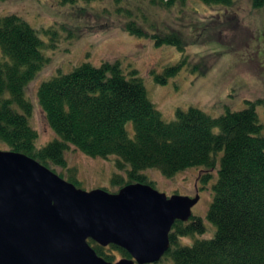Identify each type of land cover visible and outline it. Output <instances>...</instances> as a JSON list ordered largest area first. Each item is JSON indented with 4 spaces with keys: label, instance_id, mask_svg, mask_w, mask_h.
<instances>
[{
    "label": "trees",
    "instance_id": "obj_1",
    "mask_svg": "<svg viewBox=\"0 0 264 264\" xmlns=\"http://www.w3.org/2000/svg\"><path fill=\"white\" fill-rule=\"evenodd\" d=\"M58 1L74 5L79 0ZM186 1L169 0L167 5ZM198 1L224 7L234 3ZM253 8L264 9V0H253ZM128 18L124 30L131 36L184 53V42L176 33L149 34L131 15ZM66 29L44 30V41L20 16L0 14V144L53 172V167L67 169L65 154L70 147L93 159L114 157L116 170L126 175V180L117 173L112 176L111 184L118 190L130 183L152 186L142 174L148 169L171 178L199 168L201 185L215 179L206 215L213 234L190 246L181 245V238L205 235L208 229L200 217L176 221L169 234L170 247L161 260L172 264H264V126L256 112V106L264 102L247 101L245 109H228L218 117L197 108L177 110L175 119L166 122L149 99L137 70L124 68L120 61H104L99 66L85 62L39 85L36 100L56 137L38 148V134L30 125L33 104L27 87L50 63L45 52L58 47L60 34L66 32L67 40L76 37ZM186 67L184 57L151 76L157 84L166 85ZM190 70L197 73L196 66ZM57 175L76 187L79 184L73 175L66 179ZM88 243L107 262H115L116 253L130 259L114 245L104 248L91 240Z\"/></svg>",
    "mask_w": 264,
    "mask_h": 264
},
{
    "label": "rangeland",
    "instance_id": "obj_2",
    "mask_svg": "<svg viewBox=\"0 0 264 264\" xmlns=\"http://www.w3.org/2000/svg\"><path fill=\"white\" fill-rule=\"evenodd\" d=\"M169 0H79L63 5L58 0H0V14H15L27 21L47 41L44 30L64 26L76 36L66 39L62 32L55 50L46 51L50 63L28 85L27 95L33 104L31 127L37 132L36 147L41 148L56 136L36 100L39 85L60 73H68L82 63L99 66L104 61H120L124 68L137 70L148 97L162 114L164 121L175 119L177 110L197 108L218 117L226 110L241 111L246 102H264V9H254L253 0H234L229 7L208 6L198 0L167 5ZM120 10V11H119ZM128 15L149 34L176 33L185 45L184 53L172 46L156 47L150 39H139L124 30ZM185 57L186 67L166 85L157 84L152 72L174 65ZM196 66L197 73L191 72ZM264 126V104L256 106ZM132 132V125L128 124ZM7 148L0 144V150ZM67 169L53 167L66 179L73 175L84 191L104 189L114 193L111 184L117 173L114 157L90 158L70 147L65 154ZM158 192L167 196L194 198L198 203L192 216L203 219L205 235L181 238V245L207 239L213 234L206 220L212 200L211 185H201L202 170L191 168L164 177L157 169L142 172ZM216 176V172H212ZM122 259L116 253V260ZM155 264H172L163 259Z\"/></svg>",
    "mask_w": 264,
    "mask_h": 264
},
{
    "label": "water",
    "instance_id": "obj_3",
    "mask_svg": "<svg viewBox=\"0 0 264 264\" xmlns=\"http://www.w3.org/2000/svg\"><path fill=\"white\" fill-rule=\"evenodd\" d=\"M198 201L144 183L84 191L27 155L0 150V264H155L174 223L188 222ZM88 240L130 259L107 262Z\"/></svg>",
    "mask_w": 264,
    "mask_h": 264
}]
</instances>
